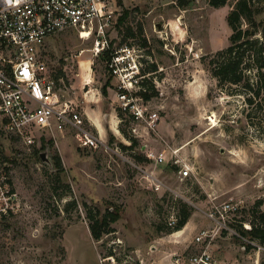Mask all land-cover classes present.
Returning a JSON list of instances; mask_svg holds the SVG:
<instances>
[{
	"label": "rangeland",
	"instance_id": "obj_1",
	"mask_svg": "<svg viewBox=\"0 0 264 264\" xmlns=\"http://www.w3.org/2000/svg\"><path fill=\"white\" fill-rule=\"evenodd\" d=\"M109 1L116 9L106 34L109 47L96 55L95 36L81 38L67 29L47 37L40 53L48 74L59 76L61 100L82 112L108 148H81L72 132L47 143L40 131L29 152L0 127V169L10 176L19 207L0 216V264H190L194 253L223 243L234 250L235 264H264V250H242V240L230 231L257 223L264 213V93L250 105L241 85L218 84L209 63L229 44L227 16L236 0L219 7L194 0L183 8L176 0ZM257 10V20L264 21V0ZM121 48L131 54L125 72L136 62L148 74L142 90L155 94L140 103L158 112L155 131L122 106L120 79L109 66L112 52ZM105 83L107 95L101 91ZM87 109L103 123L102 131ZM145 150H166L168 160L156 163ZM45 151L49 163L40 156ZM54 152L62 162L57 175ZM184 164L192 173L181 179ZM145 173L162 187H152ZM227 201L237 210L226 214L225 227L220 213L211 214ZM108 207L120 217L113 231L96 240L88 212L104 215ZM184 210L191 212L188 226L167 233ZM203 230L211 236L195 241ZM181 238L194 242L178 251Z\"/></svg>",
	"mask_w": 264,
	"mask_h": 264
},
{
	"label": "built area",
	"instance_id": "obj_2",
	"mask_svg": "<svg viewBox=\"0 0 264 264\" xmlns=\"http://www.w3.org/2000/svg\"><path fill=\"white\" fill-rule=\"evenodd\" d=\"M116 9L109 0H0V127L10 139L18 140L27 151H33L37 133L45 132V137L53 140L72 132L81 148H108L99 134L89 127L82 112L68 100H61L56 88V80L48 74L40 53L47 37L67 29H75L81 38L96 37L93 51L98 55L109 47L107 31L112 26ZM115 49L112 52L111 70L119 79L118 96L124 109L130 110L133 117L145 122L148 130L155 131L159 120L157 111L148 109L144 98L138 93L142 88L141 80L148 74L140 71L134 62L132 71L125 69L128 51ZM118 149V148H117ZM146 158L156 163L168 160L166 150H145ZM178 163L177 160H174ZM132 163V162H131ZM143 170L139 163H132ZM192 170L188 164L179 168V177L187 178ZM147 174L152 187H162V182L154 175ZM17 192L14 190L6 170L0 169V216L16 211L14 206ZM237 208L232 202L217 207L214 216L220 213V224L226 221V214ZM172 220L171 224H174ZM244 229H251V223H242ZM243 227V226H242ZM238 236L244 246L257 251L264 246L254 238L244 235L240 230H230ZM211 236L203 230L196 236L197 242ZM179 263V260H178ZM190 264H229L213 256L207 249L194 253Z\"/></svg>",
	"mask_w": 264,
	"mask_h": 264
},
{
	"label": "trees",
	"instance_id": "obj_3",
	"mask_svg": "<svg viewBox=\"0 0 264 264\" xmlns=\"http://www.w3.org/2000/svg\"><path fill=\"white\" fill-rule=\"evenodd\" d=\"M194 0H176L179 7H185ZM261 0H236L232 8L228 12L227 21L231 28L229 36V44L227 47L218 50L211 56L209 63L213 76L218 79L219 85L227 83L233 85H241L247 92V102L252 105L255 99L261 97L264 93V21H258L257 3ZM210 4L214 7L225 5L228 0H209ZM126 15L119 18V22H123ZM243 21L247 22V27L243 28ZM260 34V36H257ZM255 69V79L251 81L250 73ZM111 71V69H110ZM59 73H62L60 70ZM59 77L57 74L54 79ZM108 83V82H107ZM102 87L103 95H107L108 84ZM142 87H147V81H142ZM144 99H150L155 92L143 91L138 92ZM119 115H123L122 109L119 110ZM52 143L48 140L47 143ZM43 143L42 148L47 147V143ZM133 143L135 141L133 140ZM126 147V146H125ZM139 159L142 156H137ZM52 161L55 167L56 175L62 171V162L59 154L54 152L52 154ZM191 212L184 210L180 217L172 226L173 229L168 230L171 233L180 230L187 223ZM90 219L89 229L94 239L99 240L104 234L113 231L112 223L117 221L120 213L117 208H107V212L102 215L98 209L95 212L90 210L88 212ZM244 235L259 240L264 244V213L261 212L258 216V222H251V229H244L241 226L239 229ZM250 247V246H247Z\"/></svg>",
	"mask_w": 264,
	"mask_h": 264
},
{
	"label": "crops",
	"instance_id": "obj_4",
	"mask_svg": "<svg viewBox=\"0 0 264 264\" xmlns=\"http://www.w3.org/2000/svg\"><path fill=\"white\" fill-rule=\"evenodd\" d=\"M86 114L88 115V118L90 119V121H92V123H94V125L97 127L98 131L99 132L102 131L103 123L100 122L99 119H97L93 116V111H90L87 109ZM66 134H68V133H66ZM188 223H189V221H187V223L184 225L183 229H185L188 226ZM179 232H181V231H179ZM180 241H181L180 243H183V244H181L182 246H181V248H179L178 251H184L191 245V244L189 245L186 243H189L193 240H191V238H181ZM206 249H207V251L210 249V251L212 252L211 254H213V256H215L219 260H223V261H226V262L232 263V264H235L236 260H238L237 256L233 252L234 250L232 251V250L228 249V247L225 243L220 244V245L217 244L216 246L210 245ZM241 249L246 250L247 247L242 245ZM173 252L174 251L172 250V255H173Z\"/></svg>",
	"mask_w": 264,
	"mask_h": 264
},
{
	"label": "water",
	"instance_id": "obj_5",
	"mask_svg": "<svg viewBox=\"0 0 264 264\" xmlns=\"http://www.w3.org/2000/svg\"><path fill=\"white\" fill-rule=\"evenodd\" d=\"M40 156H41V158H42V160H43L44 162H46V163L51 162V161H50V158L48 157L46 151H45V152H42V153L40 154Z\"/></svg>",
	"mask_w": 264,
	"mask_h": 264
}]
</instances>
